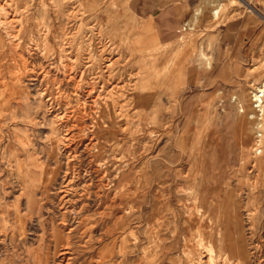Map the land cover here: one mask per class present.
Masks as SVG:
<instances>
[{
	"label": "rangeland",
	"instance_id": "rangeland-1",
	"mask_svg": "<svg viewBox=\"0 0 264 264\" xmlns=\"http://www.w3.org/2000/svg\"><path fill=\"white\" fill-rule=\"evenodd\" d=\"M5 1L0 264H32L35 249L41 264H96L105 247L121 264H188L183 244L204 249L213 223L229 264H264V102L259 120L251 99L264 83V0H211L193 20L139 17L131 0ZM233 21L249 46L241 64L238 43L222 52Z\"/></svg>",
	"mask_w": 264,
	"mask_h": 264
},
{
	"label": "bare ground",
	"instance_id": "bare-ground-1",
	"mask_svg": "<svg viewBox=\"0 0 264 264\" xmlns=\"http://www.w3.org/2000/svg\"><path fill=\"white\" fill-rule=\"evenodd\" d=\"M226 2V1H225ZM228 2V1H227ZM236 3H242V5L244 6V8L248 9V10H252V2L247 0H229L228 5L230 7H235ZM8 7L7 2L5 1L4 4L2 2H0V10H6V8ZM201 10V9H200ZM245 10V9H244ZM218 11H215L214 14H217ZM44 14V13H43ZM55 19V18H54ZM2 21V20H1ZM5 23H11V22H7L6 20ZM2 21V22H3ZM7 25V24H6ZM104 30H106L105 28H103ZM190 29V28H189ZM112 30V29H111ZM111 30L109 28H107L108 32H111ZM8 31V30H7ZM14 31V30H13ZM47 31V30H46ZM70 31V30H69ZM68 31V32H69ZM47 33V32H46ZM73 35V34H72ZM78 36V35H77ZM71 37V36H70ZM55 38V37H54ZM61 38L66 39L64 36ZM106 48V47H105ZM74 49V48H73ZM70 50V48H69ZM73 53V52H72ZM105 67V66H104ZM107 70V69H106ZM262 85L259 87H256V89L253 91H251V99L252 101L255 100L257 102V109H255V111H257V116L259 117L260 114L259 112L261 111V106L264 102L263 100V95H264V83H261ZM139 90V89H138ZM141 90V89H140ZM258 91L261 92V95L258 93ZM134 92V91H133ZM138 94V93H137ZM141 95V94H140ZM146 95V94H145ZM136 97V96H135ZM137 98V97H136ZM112 99V98H110ZM136 100V99H135ZM139 100V99H138ZM111 101V100H110ZM115 101V100H114ZM133 101V100H132ZM113 102V101H112ZM255 105H252V107ZM114 112V111H113ZM251 119L252 118H256V114H254V112L250 115ZM260 118V117H259ZM258 118V119H259ZM261 119V118H260ZM257 120V119H256ZM258 124V123H257ZM258 152V149H257ZM35 186V185H34ZM136 186V185H135ZM27 188V187H26ZM35 189V188H34ZM33 191V190H32ZM30 193V192H29ZM35 193V192H34ZM25 195V194H24ZM28 196V195H27ZM25 197V196H24ZM27 198V197H26ZM31 198V197H30ZM29 198V199H30ZM28 200V199H27ZM32 200V199H31ZM33 202V201H32ZM35 204V203H33ZM30 209V208H29ZM74 209V208H73ZM79 210V209H78ZM64 215V214H63ZM62 215V216H63ZM62 219V218H61ZM122 220V219H121ZM65 223V222H64ZM114 223V222H113ZM206 224V223H204ZM218 224L219 223H213L211 224V228L209 230V237L208 239L205 240L204 243V249L200 248L199 251L197 252H192L190 251V249L187 247V245H184V251L186 254V259L188 261V264H229L227 258L229 260H235L233 255L227 250V245L225 244V240H224V235L221 233V229L218 228ZM63 226V225H62ZM70 226V225H69ZM221 227V226H220ZM62 228V227H61ZM67 228V227H66ZM65 228V229H66ZM109 228V227H108ZM116 228V227H115ZM112 229V228H111ZM114 229V228H113ZM119 228H116L115 230H117ZM121 229V228H120ZM205 229V228H204ZM113 231V230H111ZM66 232V231H65ZM58 237L56 239V243H60L61 240L64 238L63 234L61 233V231H58ZM115 233V232H114ZM189 233V232H188ZM203 234H206L207 232L204 231L202 232ZM189 236V235H188ZM186 235V238L188 237ZM159 237H157L156 239H158ZM189 238V237H188ZM196 238V237H195ZM66 240V239H65ZM186 240V239H185ZM190 241V240H189ZM151 242V241H150ZM157 243V242H156ZM71 244V243H70ZM206 244V245H205ZM69 245V244H68ZM68 245L63 248V252L61 251V260L60 262H63L64 260L66 261V259H68L69 257H67V254H69V247ZM105 247V246H103ZM156 247V246H155ZM158 249V248H157ZM114 251V250H113ZM213 252H217L216 254H213ZM121 252V250H116L114 252L109 251V249L107 247H105V251L101 252L99 249L97 250H93V254H95V257H101V259H98V261L96 262V264H121L119 263V261L114 260V256H116L117 254H119ZM31 257L33 259V263L32 264H41L40 262V258L37 256V250L35 249L34 252L30 253ZM116 254V255H115ZM70 256V255H69ZM178 259V258H177ZM118 260V259H117ZM42 261V260H41ZM68 261V260H67ZM179 261V260H178ZM59 262V263H60ZM235 263V262H233ZM45 264V263H43ZM61 264V263H60ZM86 264H89L88 261H86ZM232 264V263H230Z\"/></svg>",
	"mask_w": 264,
	"mask_h": 264
},
{
	"label": "crops",
	"instance_id": "crops-1",
	"mask_svg": "<svg viewBox=\"0 0 264 264\" xmlns=\"http://www.w3.org/2000/svg\"><path fill=\"white\" fill-rule=\"evenodd\" d=\"M199 4L205 6V12H207L208 9L212 6L211 0H131V2H128V7L135 15L139 17H148L153 14H158L160 11H165L166 13L171 12L172 15L177 18L193 20L195 19V9L199 6ZM247 30L249 31L250 29ZM252 30H254V32L260 31V27H254ZM169 31L170 27L168 24L166 26V29L164 28L163 36H168ZM241 33H244L243 24L237 21H233L230 26H227V28L223 29V31L221 32V36L223 39V54H225L226 48L230 52V50L233 48L232 45L238 43L237 51L234 53L238 56L237 61L235 62H239V64H241L243 60L245 61L247 59L249 48L248 44L242 45L240 43V39L242 37ZM235 62H232L229 59L228 66L224 69L223 83L227 86L226 89H221V93L223 90L224 95H232L228 94L227 92L233 91L232 88L234 86V82L240 79V73L238 72L237 68H235Z\"/></svg>",
	"mask_w": 264,
	"mask_h": 264
},
{
	"label": "built area",
	"instance_id": "built-area-1",
	"mask_svg": "<svg viewBox=\"0 0 264 264\" xmlns=\"http://www.w3.org/2000/svg\"><path fill=\"white\" fill-rule=\"evenodd\" d=\"M258 93L261 95V92L260 91H258ZM253 105H255V106H253V107H255V109H257V107H258V105H257V102L255 101V100H253ZM261 115V114H260ZM259 120H260V118H259ZM258 125V127H260V125L259 124H257ZM261 136H262V131H257L256 132V142L259 144V142L261 141ZM261 151V148L259 147L258 148V152H260Z\"/></svg>",
	"mask_w": 264,
	"mask_h": 264
}]
</instances>
